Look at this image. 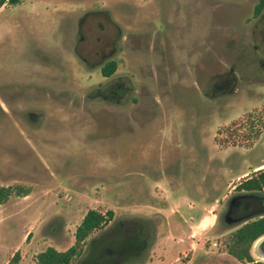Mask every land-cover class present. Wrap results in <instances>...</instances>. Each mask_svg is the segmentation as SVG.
I'll list each match as a JSON object with an SVG mask.
<instances>
[{
  "label": "rangeland",
  "instance_id": "1",
  "mask_svg": "<svg viewBox=\"0 0 264 264\" xmlns=\"http://www.w3.org/2000/svg\"><path fill=\"white\" fill-rule=\"evenodd\" d=\"M257 1L0 6V185L27 192L0 202V264L17 250L18 264H38L37 254L50 246L66 250L89 209L112 216L71 264L102 240L137 230L143 247L135 258L110 262L97 251L96 264H241L226 249L241 224L226 220L225 207L241 180L264 169V14H252ZM99 8L122 28L117 73L135 86L136 100L118 106L83 97L101 80L99 69L84 66L73 37L59 29L72 31L79 14ZM140 35L143 44L134 45ZM241 51L240 61L228 60ZM225 63L242 76L234 90L195 96L218 80ZM27 112L41 115L32 120ZM107 123L133 131L93 130ZM204 214H216L217 223L202 222ZM255 242L250 252L264 261Z\"/></svg>",
  "mask_w": 264,
  "mask_h": 264
},
{
  "label": "flooded vegetation",
  "instance_id": "2",
  "mask_svg": "<svg viewBox=\"0 0 264 264\" xmlns=\"http://www.w3.org/2000/svg\"><path fill=\"white\" fill-rule=\"evenodd\" d=\"M259 1L260 0H258L257 3ZM173 2H175V0H163V3H167L168 6H170ZM263 11L264 10H261L257 15H255L253 9L252 14L255 15V17H258L264 14ZM65 21L69 22L68 19H65ZM73 23L74 28H72V31H69L66 27L61 26L59 29L62 30L64 34L67 32L73 37V54L75 57L86 67L98 68L101 77V80L96 85L91 86L89 91L86 92L83 97L87 101H102L112 106H118L129 101H135L136 98L133 96L135 86L132 80L129 78L128 82L125 83L121 78L123 76L117 73L119 65L120 41L125 37L119 23L112 18L107 10L100 8L82 12L76 17L75 22ZM141 38V35L138 37L134 36V45H142L143 39ZM237 40L238 36H235V41ZM146 44L147 43L145 42V45ZM159 45L163 46V37L159 38ZM230 47L232 46L230 45ZM232 56L233 55L230 54L228 60L235 64L238 60L240 61L243 54L241 51L238 56L236 55L234 58ZM225 64L227 69L217 74L218 80L209 81L204 90H197L193 92L195 96L210 99L214 98L221 92L226 93L229 90H234L238 80H241L242 76L236 75V70L233 69L231 63ZM111 67L114 68L109 72ZM106 68L107 73L104 72ZM178 95L182 101H186V99H188L185 93H179ZM195 96H193V99ZM134 110L135 108L131 109L132 112ZM27 114L32 120L35 119L36 116L40 117L41 115L39 113L36 114L35 112H27ZM103 128L116 130V133L120 132V130L128 132L133 131L132 126L127 125L126 128L121 129L119 124L114 123L99 124L96 125L93 130L97 132ZM187 130L189 129L187 128ZM92 135L93 134H89V137H92ZM236 193L234 198L225 207L226 220L232 221L231 225L233 223L235 225H240L244 221L240 222L239 220L246 218L250 214L259 213L264 210L263 200L261 201L260 199H257L256 201H252V197L245 195V193H247L245 190H237Z\"/></svg>",
  "mask_w": 264,
  "mask_h": 264
},
{
  "label": "trees",
  "instance_id": "3",
  "mask_svg": "<svg viewBox=\"0 0 264 264\" xmlns=\"http://www.w3.org/2000/svg\"><path fill=\"white\" fill-rule=\"evenodd\" d=\"M6 0H0V6ZM18 0H8L9 3H16ZM261 10H264V0H260L254 7L255 15ZM114 67H111L109 72ZM107 68L105 73H107ZM20 186H3L0 185V202H5L11 195H27L26 190L20 191ZM237 190H245L253 195H264V169L254 172L251 176L241 180L236 185ZM252 201H256L258 198L254 196ZM261 201L263 197H261ZM264 201V200H263ZM112 216V211L107 210L105 213L89 209L82 217L81 222L76 227L74 233V243L66 250H57L54 247H47L43 251L39 252L36 256L38 264H71L72 260L78 256L82 250V245L87 236L95 229L99 228L105 222V215ZM140 229V228H138ZM262 235H264V212L251 217L237 227L229 236V240L226 243V249L229 256L236 259L241 264H264L263 260H255L250 252L253 243ZM29 234L27 235V238ZM140 230L135 232H128L127 236L116 239L115 241L102 240V244L97 250L84 260L81 264H96L99 261L97 251H103L106 255V259L110 262L115 260H121L123 262L129 261L135 258L137 253L143 247V238ZM109 240V239H108ZM259 240V239H258ZM257 240V241H258ZM256 241V242H257ZM20 259L19 250L15 251L12 257L6 264H18ZM128 264H136L130 262Z\"/></svg>",
  "mask_w": 264,
  "mask_h": 264
},
{
  "label": "water",
  "instance_id": "4",
  "mask_svg": "<svg viewBox=\"0 0 264 264\" xmlns=\"http://www.w3.org/2000/svg\"><path fill=\"white\" fill-rule=\"evenodd\" d=\"M245 195H248V196H253V194H245ZM260 213H262V212H259V213H254V214H250L249 216H247L246 218H243V219H241V220H239L240 222L241 221H245V220H247V219H249V218H251V217H254V216H256V215H258V214H260ZM258 239H260L259 240V242L257 243V246H256V249H257V252H258V254L260 255V257L261 258H264V235H262L261 237H259ZM257 239V240H258ZM256 240V241H257ZM255 244H256V242H255Z\"/></svg>",
  "mask_w": 264,
  "mask_h": 264
},
{
  "label": "crops",
  "instance_id": "5",
  "mask_svg": "<svg viewBox=\"0 0 264 264\" xmlns=\"http://www.w3.org/2000/svg\"><path fill=\"white\" fill-rule=\"evenodd\" d=\"M260 168H261V165L255 167L253 170H258ZM213 210H214V208L212 207V208H210L209 211H213ZM207 218H211V219H207ZM206 219L210 221V224L208 226H211L212 227V226H214L217 223V216H216V214H211V215L204 214L203 215L202 222L205 221Z\"/></svg>",
  "mask_w": 264,
  "mask_h": 264
},
{
  "label": "bare ground",
  "instance_id": "6",
  "mask_svg": "<svg viewBox=\"0 0 264 264\" xmlns=\"http://www.w3.org/2000/svg\"><path fill=\"white\" fill-rule=\"evenodd\" d=\"M260 240V239H259ZM259 240L256 242V243H258L259 242Z\"/></svg>",
  "mask_w": 264,
  "mask_h": 264
}]
</instances>
